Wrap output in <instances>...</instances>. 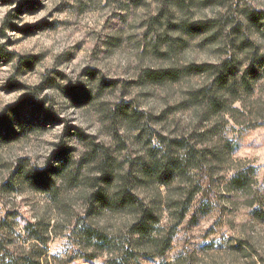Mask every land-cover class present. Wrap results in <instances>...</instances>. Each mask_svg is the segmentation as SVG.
<instances>
[{
    "label": "rangeland",
    "instance_id": "rangeland-1",
    "mask_svg": "<svg viewBox=\"0 0 264 264\" xmlns=\"http://www.w3.org/2000/svg\"><path fill=\"white\" fill-rule=\"evenodd\" d=\"M226 62L238 88L196 69ZM127 182L172 236L133 264H264V0H0L6 247L36 244V220L44 261L119 264L83 232L124 242L132 211L95 197Z\"/></svg>",
    "mask_w": 264,
    "mask_h": 264
},
{
    "label": "trees",
    "instance_id": "trees-1",
    "mask_svg": "<svg viewBox=\"0 0 264 264\" xmlns=\"http://www.w3.org/2000/svg\"><path fill=\"white\" fill-rule=\"evenodd\" d=\"M229 64L223 63L222 65H200L196 66V69H202L206 71L208 69H216L217 83L221 88H238L239 85L236 81L230 80V68ZM242 86H246V78L240 82ZM190 155V156H189ZM187 159L195 158L193 152H190ZM66 156H63V159ZM102 183L110 182L109 174L106 169V164L102 165ZM172 174V170L168 168L163 174V179H169ZM31 180L37 185V189L47 190L50 186V180L43 173L33 171L31 173ZM102 184L96 192V202L100 209L110 208L116 210L127 209L132 211L133 220L128 227L125 239L122 244H119L114 238H110L103 234L98 229L92 230L87 228L83 232V241L89 243H97L99 247H109L111 252L117 254L116 260L119 264H133L137 263L141 257L157 256L164 259L166 253L171 246V234L161 238L153 233V227L160 223V216L156 206L150 205L145 202L144 199L140 198L131 186L132 182H127L121 185L120 189L113 195L108 196L106 192V186ZM101 186V185H99ZM192 198L188 199L186 206L181 213V218L185 216V212L188 209V205L192 202ZM98 208V209H99ZM10 215V214H9ZM10 216L6 217L1 221L0 224V264H50L49 261H44L43 255H45V245H47V238L43 236L45 231L49 230V224L46 229L43 228L39 221L26 220L23 226V231L27 234V242L36 241L32 247L28 246L21 254L18 251L10 250L6 247L5 234L7 221ZM12 228V225L9 226ZM47 233V232H46ZM42 246V247H41ZM115 260V259H114ZM111 260V261H114ZM112 263V262H110Z\"/></svg>",
    "mask_w": 264,
    "mask_h": 264
}]
</instances>
